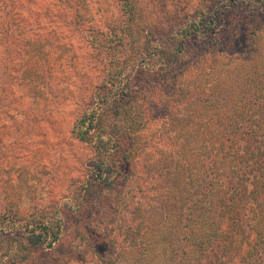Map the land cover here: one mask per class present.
<instances>
[{"label": "trees", "instance_id": "trees-1", "mask_svg": "<svg viewBox=\"0 0 264 264\" xmlns=\"http://www.w3.org/2000/svg\"><path fill=\"white\" fill-rule=\"evenodd\" d=\"M26 1L32 13L47 12L51 41L57 39L53 33L58 25L66 24L65 14L75 15L70 24L74 30L86 24V0ZM113 3L118 18L104 32L93 30L87 35L100 77L72 131L74 138L92 149L86 174L76 187L79 210L90 208L94 215L111 212L105 215L111 229L103 237H91L94 248L100 242L106 247L98 264H125L126 260L132 264H264V5L254 0H230L218 8L216 4L191 21L177 17V29L171 35V20L165 30L153 21L145 25L146 0ZM7 4L10 9L5 10L2 24L5 51L13 50L10 60H21L24 53L34 63L28 73L36 70L41 78L53 76L51 57L41 51V37L36 33L43 30L40 21L23 19L24 0ZM236 16L248 40L242 51L229 47L237 36L229 20ZM191 41L211 47L178 72L184 57L189 58ZM169 70L171 114L165 113L162 119L170 121L171 139L165 137L163 145L164 139L146 135L142 103L154 93L146 80L150 74L157 78ZM29 78L18 82L17 77L16 82L27 79L30 84ZM159 86L157 82L155 87ZM161 104L168 108V103ZM108 113L111 123H106ZM162 145L165 150L160 149ZM159 152L168 162L163 166L167 177L159 185L166 194L158 206L149 200L145 207L148 180L156 174H149L145 160ZM158 162L154 166L160 170L162 162ZM126 189L130 192L122 203L107 209L105 200L121 197ZM158 211L164 212L161 223L155 217ZM145 214L153 217L152 223ZM22 216L17 211L0 215V239H12L18 249L35 252L57 246L62 228L54 225L56 220L43 215L29 221L28 215L23 219L28 222L19 225ZM151 230L156 240L150 239ZM5 256L6 252H0V264Z\"/></svg>", "mask_w": 264, "mask_h": 264}, {"label": "rangeland", "instance_id": "rangeland-1", "mask_svg": "<svg viewBox=\"0 0 264 264\" xmlns=\"http://www.w3.org/2000/svg\"><path fill=\"white\" fill-rule=\"evenodd\" d=\"M2 1H6V4H0V215L17 211L24 215L17 222L19 225L47 215L49 221L56 220L54 225H60L62 228L60 240L55 248L36 252L27 248L18 249L17 243L13 246L12 239H0V252H6L4 264H98L106 247L100 242L94 248L90 243L91 237L94 234L103 237V234L111 229L109 219L105 218V215L109 216L111 212L104 210L105 214L94 215L90 208L79 210L76 187L78 181L86 174L92 149L88 144L74 138L72 131L74 122L89 105L92 90L100 77L98 72H95L98 64H94V59L91 60L93 52L90 46L88 47V32H104L106 26L118 18L114 6L116 4L113 3L115 0H86L84 6L88 10L84 13L85 26L77 27L76 30L70 28L75 15L65 14L66 24L62 22L58 25L59 28L53 33L57 39L53 41L48 39L52 25L51 21L47 20V12L44 11L42 15L37 11L32 13L29 3L24 0L25 7L20 13L24 20L35 18L40 21L43 30L38 32L37 29L36 33L41 37V51L51 57L50 66L54 74L42 78L36 70L28 73L27 69L34 64L29 62V56L22 53L21 60L11 61L10 54L13 50L8 53L5 51L6 28L2 22L5 10L10 7L6 6L8 0ZM228 1L230 0H146L142 19L147 21L145 25L153 21L154 26L163 30L168 20H171L173 35L172 32L177 29L174 22L177 17L191 21L192 17L205 15L207 8H213L216 4L218 8ZM254 1L264 5V0ZM54 13L56 14V11ZM229 22L232 24L231 28L234 27L237 31V36L229 47L232 51H242L248 40L241 34L240 18L232 17ZM35 27L37 28L36 24ZM161 32L163 31L158 33ZM167 32L168 30L164 31ZM15 37L17 36L13 38ZM19 38L18 34L17 39ZM208 47L211 46L205 42L191 41L188 45L189 58L184 57L177 71H184L185 67L193 63L197 55ZM219 48L223 49L224 46L220 44ZM92 57L102 62L99 55L94 54ZM219 65L222 67V63ZM221 67L218 66V70L222 69ZM13 75L16 77L13 78ZM27 76L32 79L30 84L27 79L22 84L18 83ZM154 76L155 74H150L148 78L145 76L154 87V93L142 103L143 127L148 132L146 135L152 136L153 139L163 140L166 137L170 140V121L165 122L162 116L165 113L171 114V70L164 76ZM157 82H160L162 87H155ZM163 102L168 103V108L162 106ZM112 121V116L108 113L106 123ZM166 142L164 139L161 143L164 145ZM168 142L171 144V141ZM163 145L161 150H165ZM161 155H152L145 160L149 174L156 173L153 180H148L150 195L145 197V207H149V200L151 205L156 201L158 206V202L166 194L159 185L167 177V168L163 170V166L168 162H164ZM156 159L159 161L157 164L162 162L161 172L154 166ZM169 187L171 190V184ZM129 192V189H126L121 197L115 196L111 200L107 198L104 203L106 208L122 203ZM91 203L93 204L94 200H91ZM60 212L63 213L60 215ZM157 213V219L164 214L163 211ZM28 215L30 219L23 220L24 217L27 219ZM144 217L153 222L151 215L145 214ZM158 222L161 223L160 219ZM153 225L156 226V223ZM154 235L156 234L152 231L151 240H156ZM118 239L122 241V237ZM14 241H18L17 238ZM145 253L146 251H143L142 254ZM154 253H159L158 244ZM125 264L132 263L126 260Z\"/></svg>", "mask_w": 264, "mask_h": 264}]
</instances>
